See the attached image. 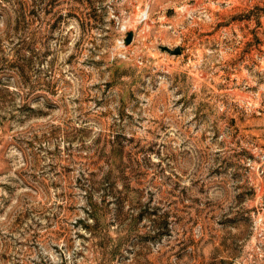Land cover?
<instances>
[{
  "label": "rangeland",
  "instance_id": "374dc122",
  "mask_svg": "<svg viewBox=\"0 0 264 264\" xmlns=\"http://www.w3.org/2000/svg\"><path fill=\"white\" fill-rule=\"evenodd\" d=\"M0 264H264V0H0Z\"/></svg>",
  "mask_w": 264,
  "mask_h": 264
},
{
  "label": "water",
  "instance_id": "95a60500",
  "mask_svg": "<svg viewBox=\"0 0 264 264\" xmlns=\"http://www.w3.org/2000/svg\"><path fill=\"white\" fill-rule=\"evenodd\" d=\"M131 38H132L131 33L130 32L127 33V35L124 38V43L125 44L130 43L131 42ZM165 50L168 51L169 53L175 54V55L179 54L181 52L179 47H174V49L165 48Z\"/></svg>",
  "mask_w": 264,
  "mask_h": 264
}]
</instances>
